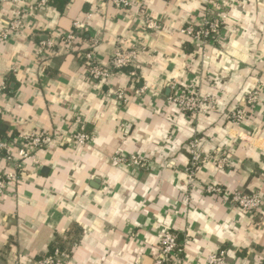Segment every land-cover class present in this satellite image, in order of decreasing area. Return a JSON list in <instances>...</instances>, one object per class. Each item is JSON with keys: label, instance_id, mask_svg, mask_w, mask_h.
<instances>
[{"label": "crops", "instance_id": "crops-1", "mask_svg": "<svg viewBox=\"0 0 264 264\" xmlns=\"http://www.w3.org/2000/svg\"><path fill=\"white\" fill-rule=\"evenodd\" d=\"M221 2L219 41L202 51L179 30L197 25L203 0H133L125 10L109 0H0V30L21 20L0 41V135L52 138L0 193V264H33L56 239L76 241L69 264H153L165 230L178 235L179 264H206L218 249L228 264H264V203L248 214L202 190L212 183L264 200V0ZM75 21L86 24L84 39L99 38L94 55L103 63L117 46L142 47L136 81L127 69L96 83L74 51L39 56L40 42L58 40ZM173 82L213 95L211 109L193 115L168 102ZM140 85L141 97L115 96ZM254 88L248 119L232 124L228 115ZM75 115L91 135L79 148L70 144ZM192 138L227 157L223 168L202 165L195 189L186 179ZM116 154L137 155L145 167L112 166Z\"/></svg>", "mask_w": 264, "mask_h": 264}, {"label": "built area", "instance_id": "built-area-1", "mask_svg": "<svg viewBox=\"0 0 264 264\" xmlns=\"http://www.w3.org/2000/svg\"><path fill=\"white\" fill-rule=\"evenodd\" d=\"M3 1V0H2ZM18 2L19 0H11ZM53 0H36L37 7H45L51 4ZM109 3L116 9L125 10L132 6L133 0H109ZM93 12L86 13V19H91ZM225 10L222 7L221 0H203L202 14L197 25H187L179 31L187 35L200 50L219 41L221 29L225 20ZM145 27L155 29L157 23L151 18H144ZM21 20L14 17L8 22L5 29L0 30V41L8 39V31L16 30L20 27ZM85 23L75 21L73 30L63 33L58 40H46L39 44V56L48 58L55 53L64 50L74 51L79 57L86 76L96 83H105L114 74L128 69V74L132 80L136 81L139 54L144 50L142 47L125 48L117 46L106 63L95 58L94 50L99 43L98 37H89L84 39L81 33L86 29ZM205 57V54L202 53ZM171 94L168 102L175 104L178 108L193 115H199L208 112L215 102L213 95H201L194 85H178L173 82L170 86ZM146 87L140 85L134 88L132 95L128 96L123 90L115 92L116 98L123 102L134 97H141L145 93ZM7 83L0 79V101L6 95ZM258 88L250 90L244 104L237 107L228 115V119L234 125L245 122L249 117L254 104L258 101ZM1 110V109H0ZM74 130L70 135V144L74 148L85 146L91 140V135L86 131L82 118L75 115L72 119ZM52 138L46 131L32 132L19 136H0V193L7 189L8 185L13 183L18 176V171L28 160L37 163L35 151L45 147L51 142ZM197 138H192L187 145L188 166L186 168V179L190 189L197 186L196 175L200 167L209 161H214L218 168H223L227 163V157L216 149L212 152L201 150ZM3 162L11 167H5ZM112 166L125 167H145V161L139 156L131 154L129 156L116 154L111 157ZM204 193L223 197L231 206L236 207L242 212L252 214L258 211L264 203L263 198L257 192H241L238 190H225L217 184H206L202 187ZM75 243L63 248L53 247L44 255L33 261V264H69L72 257V251ZM159 255L154 258L153 264H179L182 258V246L178 240V235L170 230H165L159 240ZM14 261L17 257L13 256ZM138 257L135 262L138 263ZM264 261V255H263ZM206 264H228L223 249L207 256Z\"/></svg>", "mask_w": 264, "mask_h": 264}, {"label": "trees", "instance_id": "trees-1", "mask_svg": "<svg viewBox=\"0 0 264 264\" xmlns=\"http://www.w3.org/2000/svg\"><path fill=\"white\" fill-rule=\"evenodd\" d=\"M125 70H127V69H125ZM75 242H76L75 240H70L67 243V242H64L63 240L56 239L52 244H50L49 249H52L53 247L63 248L65 246H67V245L69 246V245H71V244H73Z\"/></svg>", "mask_w": 264, "mask_h": 264}]
</instances>
